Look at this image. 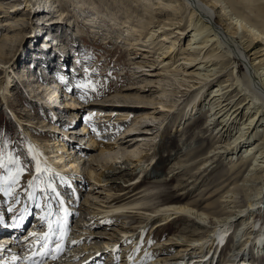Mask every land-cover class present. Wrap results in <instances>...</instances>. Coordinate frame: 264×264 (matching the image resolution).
Instances as JSON below:
<instances>
[{"label":"rangeland","instance_id":"1","mask_svg":"<svg viewBox=\"0 0 264 264\" xmlns=\"http://www.w3.org/2000/svg\"><path fill=\"white\" fill-rule=\"evenodd\" d=\"M27 1L28 3L24 0H0V54L6 58L5 60L3 57L0 58V86L5 79L11 82L8 88H0V162L5 165V167H0V186H7L11 177L16 178L17 183L13 186V190L17 192V198L9 197L14 202V206L18 204L17 199L19 202L22 200V203L26 200V194L30 191L29 182L33 181L35 176L33 174L34 161L30 159L29 144L27 146V139L31 142L32 139L27 133V128L31 135L40 138H46L49 135L57 137L62 135L58 133L60 130L55 129V127L60 129L59 124H52L45 117L46 112L43 107L36 102L27 101L25 96L21 95V88L30 90L31 84H33L39 91L35 99H38V101L44 98L45 100H52L58 89H60L62 84L58 82L55 72H50L48 78L43 82H39V80L31 84L26 82L29 79L27 73L40 62L44 64L46 69L51 68V71L58 70L62 72L61 70L66 67L68 61L70 71L67 68V72L64 71L63 75L76 79L79 81V85L91 84L88 89L80 87L81 94L85 97V106L82 111L87 115L91 112V115L93 114L92 117H89L92 122H89V118L84 116L86 121H81V126L87 124L88 128L93 127L89 130L90 132L92 130V136H96L95 139L108 140L109 144H112V149L105 151V155L100 156L96 148H91V143L86 140L87 137H81V139L75 137L80 144L85 141L84 147L87 148H79V153L85 150L91 155L84 156L83 160L81 155H76V157H79L78 168L69 181L72 185L73 183L78 185L76 189L79 194L76 193L74 198L73 191L68 186L60 188V191L64 193L63 197L75 199L70 207L72 210L68 212L69 218L72 214L67 223L70 226L66 230L68 234L81 235L83 239L89 234L90 230L101 229L102 227L91 225V222L87 219L90 218V214L87 213L91 208L89 206L103 211L116 204L112 199H124L131 194L133 196L124 199L123 202L146 198L144 205L148 207L158 206L165 195L170 192L175 193V191L187 192L188 199L202 198L200 207H204L208 202L215 203L220 195H226V193H223L225 190L221 193L214 192L212 196L207 193L204 194V192L216 175L222 177L219 178L220 182L218 179L213 182L215 184L214 188L221 184L222 178L228 177L227 160L222 157L209 167H200L199 170H197L199 163L194 161L195 149L204 143H208L205 150L208 151L210 146V139H208L210 137L207 133L202 137L201 133L204 123L201 115L204 114L199 109V106H201L199 100L202 99V95L210 90V86L213 84L206 85L203 90L200 88L199 91V87L196 86L200 85V81L179 70L178 68L182 64L176 67L181 62V60L177 61L178 55L170 61L160 62L161 56H158L160 51L157 50L160 46V44L158 45L160 37L150 44L147 37H144V33L141 35L142 26L148 21L147 18L149 17L144 9L145 6L150 1L152 8H154L153 14L156 15V7L165 8L159 0H142L143 3L140 0H129L128 2L124 1V3L121 0H118L119 2L117 0ZM13 7H18V9H13ZM129 9L133 12L130 13ZM122 13L124 14L123 18L120 16ZM113 15L117 20L121 21L123 19L124 26H121L122 28L112 25L113 22L110 17ZM127 15L129 17H126ZM166 16V13H164L159 19ZM40 37L44 38L45 41ZM168 43L167 41L165 45L167 46ZM181 44L183 48V41H180L179 47H181ZM258 45L262 46V42H258ZM177 49L179 48L176 47L174 52ZM135 50L139 52L138 58H134L135 56L132 54ZM42 52L49 53L46 59L57 56L59 59L64 60V63L56 64L54 59L47 61L44 59L45 55L43 56ZM177 52H180V49ZM220 61L226 62L223 58ZM233 65L238 66L239 73H242L243 65L235 59V63L227 66L225 70L227 73L224 72L221 78L227 77L229 71L232 68L234 69ZM28 84L31 86L27 87ZM126 91H133L134 94H130L131 99L136 103L146 104L154 111V117L145 120L137 119L134 115H129V118H119L118 113L121 109H134L137 106L134 102L125 101L124 96L126 95L124 92ZM34 92L36 93L35 89ZM196 94L197 97L194 99ZM7 106L12 109L7 108ZM88 108L90 110L87 111ZM10 112L19 120L17 118L16 121L11 119ZM136 115H139V113ZM198 117L201 118L199 122L191 125L193 120ZM62 133L64 134L62 135L63 138L67 134H71L70 137L72 138L76 136L73 135L74 133ZM72 145L75 147L74 143ZM82 155L85 154L82 153ZM139 158L142 160L137 162ZM181 164H186L187 167L181 168ZM109 165H111V168L106 170L105 168ZM186 170H190V172L184 175ZM101 172L104 175L99 176ZM194 173H197L196 177L192 176ZM56 183L59 184V182ZM228 183L226 185L232 186ZM261 183L260 179L255 184L252 181H247L245 188H248L247 193L250 192L251 194L246 197L255 199L257 196L254 187H257L258 184L260 186ZM35 184L43 187L40 180L35 181ZM129 191L132 192L128 193ZM37 192V197L32 201L44 204L43 195L39 192V189H37ZM245 194L246 191H240L237 199L246 204ZM1 199H3L2 195ZM85 200L92 202V205ZM111 201L112 205H109ZM8 203L10 204V201ZM28 203H31V201L29 200ZM259 204L260 207L258 208V204L255 205L256 207L252 211L253 218L249 220V222L251 221L249 224L253 225L250 241L257 236L254 229L257 230L259 224L262 225L261 228L264 230V206L261 203ZM22 206V204L18 205L16 214V216L23 217L21 225L26 222L24 219L29 215L27 208H25L24 213ZM124 210L135 211V209L113 211L106 214L108 215L107 220L117 217L120 220L117 222L128 221L127 226H130L134 220L124 217L126 215L129 217L135 213L125 212ZM10 212L12 211H7V213ZM98 216L99 214L96 217L94 216L93 221L96 218H102L105 214H100V218ZM115 223L111 222L110 229L108 227V230L103 234L106 240L113 241L122 237L111 231L117 226ZM204 223H206L204 225L208 230L216 225L213 221L210 224ZM148 224L145 223V231L142 234L140 232L141 237L134 244H138L136 253L143 246L146 247L148 253L151 248L157 246L158 241L162 243L168 241V239L176 242L189 239L197 240L196 235L193 233L198 230L201 231L198 234L202 237H206L210 233L186 219H175L168 225H161L158 228H151L146 231L149 228ZM240 224L241 221H235L232 229L228 232L230 235L228 234V239H226L223 261L226 260L230 249L235 245L236 235L239 237L240 231L237 227ZM84 227H89V229ZM250 228L248 230L252 231ZM131 230L134 235H130V238H133L137 235L139 229L134 225ZM103 237L99 238L105 240ZM69 238L75 237L71 236ZM122 244L118 246V249L123 250ZM250 244V242L247 244L250 251L249 249L246 251L250 254L249 262L264 264V249L259 252L257 248L254 249L253 245ZM80 246L77 244L73 246V249L79 251ZM126 246L128 248L130 243ZM173 249L168 251H173ZM70 254L72 253L70 252ZM85 261H82V263Z\"/></svg>","mask_w":264,"mask_h":264},{"label":"bare ground","instance_id":"2","mask_svg":"<svg viewBox=\"0 0 264 264\" xmlns=\"http://www.w3.org/2000/svg\"><path fill=\"white\" fill-rule=\"evenodd\" d=\"M24 1L28 3L27 0ZM121 1L124 3V1L128 2L129 0ZM140 2L143 3L142 0H140ZM159 2L165 8L162 7L164 9H160L159 6L156 7V15L153 14L154 8H152V3H150V1L145 6L144 9L149 17H146L148 21L143 24L142 31L144 32L141 31V35L144 33V37H147L150 44L160 37L161 39L159 42L161 43L158 42L160 46L157 48V50L160 51L158 54V56H161L160 62L164 60L170 61L178 55L177 61L181 60V62H179L176 67L182 64V66L178 68L179 70L188 73L190 77L200 81V85L196 86L197 88L199 87V91L201 89L203 90L206 85L213 84L210 86V90H208L205 95H202V99L199 100L201 102L199 109H201V112L204 114L201 115L203 116L201 118L204 120L201 133L202 137H204L206 133L210 137L208 138L210 139V146L209 150L205 151L208 143L203 142L204 144H202V146L195 149L194 161L199 163L197 167V170H199L200 167H209L222 157L227 160L228 177L222 178L221 184L214 188L215 184L213 182L217 179L219 181V178L222 177L216 175L204 192V194L207 193L209 196H212L214 192L221 193V191L225 190L223 193H226V195H220L219 199L221 200L218 199L215 203L208 202L204 207H200L202 198L188 199L187 192L182 191L168 193L162 199L161 204L156 207L144 205L146 198L132 199L123 202L124 199H128L133 196V194L124 199H112L116 204L112 205V201L109 202V205L111 204L112 206L103 211H100L99 208L94 209L92 206H89L91 208H89L87 213L90 214V218L87 219L94 227L98 226L102 228L90 230L89 234L83 239L81 235L72 239H70L69 236L66 237L63 241L65 251L59 255V259L57 261H52L49 258V260L43 264H62L66 262H68V264H74L73 261L76 260L74 257H76L75 254L78 252L80 253L78 255L80 256L78 258L80 259L78 263H82V261L86 260L82 264H118L119 262L120 264H254V262H249V252L246 253L248 249L250 251V248H248L249 246L247 247L248 242L251 243V246L253 245L254 249L257 248L259 252L264 249V230L261 228L262 225L259 224L258 229H254L257 236L255 235L256 237L250 241L253 233V225L249 224L251 222H249V220L253 218L252 211L255 209V205L258 204L257 208L260 207L259 203L264 206V0H159ZM18 7L16 8L18 9ZM16 8L13 7V9ZM131 12H133V10L130 11V13ZM164 13H166L167 16L159 19ZM123 15L122 13L120 16L123 18ZM126 17L129 16L127 15ZM110 19L113 22L112 25L115 27L119 26L120 28L124 26L123 19L121 21L117 20L114 15L110 17ZM167 41L169 43L166 46L165 43ZM180 41H183V48L182 44L181 47H179ZM260 41L262 42V46L258 45ZM176 47L180 49V52H177L179 49L174 52ZM42 54L43 56L45 55L44 59L47 61L54 59L56 64L64 63V60L61 58L59 59L57 56H51L50 59H46L49 53L42 52ZM132 54L135 56L134 58H138L139 52L135 50ZM2 57L4 60L6 59L0 54L1 59ZM221 58L226 60V62L220 61ZM235 59L242 63V73H239L238 66L233 65L234 69L232 68V70L229 71L227 77L221 78L224 72H226L227 66L235 63ZM67 68L68 61L66 62V69ZM10 83V80L5 79L0 88L5 87L6 89L9 87ZM31 85L30 92L36 94L34 92V85ZM131 93H133V91L124 92L126 95L124 96L125 101L136 103L131 99ZM56 95H54L55 97H53L52 100H45L44 98L41 101L44 104H47V102L61 104L59 90ZM65 96L66 102L64 105L72 106V103L69 101H71L73 97L67 94ZM196 97L197 94L194 99ZM136 104L137 106H135L134 109H121L118 113L119 118H129V115H134L137 119L145 120L149 117H154V111L146 104L141 102ZM88 110H90V108H88L87 111ZM137 113H139V115H136ZM75 114L76 117L78 115V110H75ZM81 116L82 115H80L79 118H81ZM201 118L198 117L194 119L191 125L198 123ZM68 119L74 121V119L70 117ZM77 128L78 127L75 126L61 130L55 127L56 130L67 133H74L71 131ZM79 129L85 132L82 137H87L86 140L91 143V148H96L100 156L105 155V151L112 149V144H109L108 140H97L95 139L96 136H91V132L86 126ZM28 130L27 128V133L32 139V142L28 141L29 149H31L33 153L32 159H34L35 163L38 159L42 162V166L63 173L71 184L69 180L72 179V176L75 175L78 168L79 157H76V155L80 149L78 148V152H76L72 145L76 142L74 141L72 143V137L69 138V135L64 136V138L62 135L60 137L49 135L39 141L37 138H34ZM66 144L71 145V147L66 146ZM70 148L71 151L69 150ZM65 151L67 152L65 153ZM82 153L85 154V156L91 155L85 152V150L81 151V154ZM141 160L142 159L139 158L137 162ZM43 162H46V164ZM184 167H187V165L181 164V168ZM109 168H111V165L107 166L105 169L108 170ZM89 172L91 173V171ZM189 172L190 170H186L184 175ZM102 175H104V173L101 172L99 176ZM196 175L197 173L192 174V176L195 177ZM258 179H260L262 183L260 186L258 184L257 187H254L255 190L253 189L257 197L255 199L246 197L249 196L248 194H251L250 192L247 193L248 188H245V186H247V181H252V183L255 184ZM98 181L100 182V180ZM227 182L232 186L226 185ZM73 186L76 187L78 185H74L73 183ZM240 191H246V204L237 199V195ZM131 192L132 191H129L128 193ZM27 194L25 197L26 200H24L23 203L21 200L16 205V209L13 210L18 211V205L22 204L24 206H22V210L24 209L23 211L25 213V208L29 201ZM1 195L3 199H1ZM6 200L7 202L10 201L9 207L14 208V202L9 200V197L4 196L2 192L0 194L1 214L5 211L6 207L4 206V201ZM85 201L89 202L87 200ZM89 204L92 205V202H89ZM29 206L31 207L30 203L27 207L28 212L30 209ZM123 209H135V211L124 210L125 212L135 213L129 217H127V215L124 217L134 220L133 223H129L130 226H127L128 221L117 222L120 221L117 217L107 220L108 215L106 214H110L113 211H122ZM98 214L99 218L100 214H105V216L100 219L96 218L93 221V217H96ZM247 214L248 216L245 217ZM67 216L69 217V215H64L61 223H65L63 221H65V218L67 219ZM30 217L31 213L29 212V215L24 219L26 222H24L23 225H21L22 221H17L16 219L9 224L12 229L18 230L27 224V220ZM175 219L192 221L199 228L201 227L206 231L208 229L204 225L206 224L204 222L210 224L213 221L216 225L212 226L211 230H208L211 235H209V233L206 237L199 235L198 233L201 231L198 230L193 233L196 235L197 240H177L178 242H176L168 239V241L162 243L158 241L157 246L151 248L148 253L145 246L136 253L138 244H134L137 242L138 238L141 237L140 232L142 234L145 231V223L150 222L151 224H155L154 228H158L161 225L172 223ZM237 220L241 221V224L237 227L240 231L239 237L236 235L234 240L237 246L234 245L235 247L233 246V248L230 249L229 254L226 256V260L223 261L220 259L216 262H212L213 257L206 255L211 250L216 240L215 238L217 237L219 242L228 239V232H230L234 222ZM111 222H116L115 224L117 225L115 227L113 226L114 228L111 231L122 236L113 241L106 240V237H103L108 227L110 229ZM2 223H4V220L0 218V226ZM41 223L42 221L38 223L37 227H40ZM15 224H19L20 226L15 227ZM134 225H136V228L139 230L135 237L130 238V235H134L131 230ZM249 227H251L250 229H252V231L248 230ZM84 228L89 229V227ZM5 232L8 233V231ZM213 233L214 235H212ZM3 237L7 236H0V238ZM99 237H103L105 240ZM71 241H76L77 243L72 244L70 243ZM128 243H130V246L127 248L126 245ZM77 244L81 245L79 251L73 249V246ZM121 244L123 250L120 248L118 249V247L116 248L117 245L119 246ZM173 248L176 249L174 250ZM170 249H173V251H168ZM70 252H72V254H70ZM9 253L13 254V252H6L5 254ZM54 254H56L55 251ZM2 256L3 254L1 257ZM8 256L10 259H8ZM14 256L18 257L16 254L13 256L7 255L2 262H11ZM22 260L24 261V259Z\"/></svg>","mask_w":264,"mask_h":264},{"label":"snow or ice","instance_id":"3","mask_svg":"<svg viewBox=\"0 0 264 264\" xmlns=\"http://www.w3.org/2000/svg\"><path fill=\"white\" fill-rule=\"evenodd\" d=\"M80 87L84 89H88L91 87V84H82ZM84 97H82L83 99ZM90 119V118H89ZM46 164V162H43ZM0 167H5V165L0 162ZM35 173L36 175L33 177V181L29 182V189L30 191L27 194V198L32 201L34 198L37 197V189H39V192L43 195L44 199V205H43V211L44 215L40 217V220L42 221L40 226H44L45 221H48L50 217L57 216V220L55 223L49 222L47 224L48 231L45 232L43 235L37 237V244L35 247L39 248V251L37 253H34L35 256H39V261H34V264H43V260L50 258L52 261H57L59 259V255L65 251L64 247V239H66V230L69 225L66 223H61L63 220V217L59 216V213L62 211H65L63 208L64 200L61 198V194L57 191V188L53 182L51 169L42 166V162L40 160H36L35 164ZM57 179L59 180L60 184H66L67 181L63 180L62 178L57 176ZM40 180L43 184V187H40V185L35 184V181ZM17 183L15 177H11L7 183V186H0V192H3L4 196L6 197H13L17 198V192L13 190V186H15ZM50 201L56 202V212H53L49 209L48 204ZM17 203H19V200L17 199ZM36 208H41L42 205L40 203H35L34 205ZM9 211H12V208L10 207L8 209ZM15 227H19V224H15ZM61 233V235L58 237L56 234ZM30 236H35V233H30ZM70 243L75 244L76 241H71ZM55 245V253L53 254V249L50 248V245ZM20 259L24 260H32L30 257H13V261H18Z\"/></svg>","mask_w":264,"mask_h":264}]
</instances>
